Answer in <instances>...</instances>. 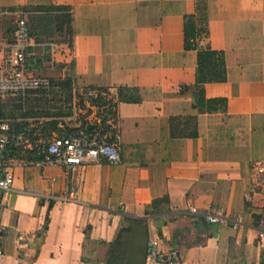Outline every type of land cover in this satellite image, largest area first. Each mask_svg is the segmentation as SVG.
I'll return each mask as SVG.
<instances>
[{"label":"crops","instance_id":"obj_1","mask_svg":"<svg viewBox=\"0 0 264 264\" xmlns=\"http://www.w3.org/2000/svg\"><path fill=\"white\" fill-rule=\"evenodd\" d=\"M196 1L0 0L3 15L71 8L72 43L50 45V62L73 64L74 89L117 93L122 156L119 164L86 167L72 201L55 199L75 180L69 169L14 167L12 191H0L4 264H166L171 250L179 264H264L257 238L264 188L253 173L264 163V0H201L209 46L224 54L227 70L225 83L204 86L206 99L226 100L225 112L202 115L180 92L196 81V53L184 50L182 30ZM12 41L1 36L0 47ZM121 89H135L139 104L122 101ZM187 116H197V137L172 139L170 118ZM214 212L240 225L201 218ZM155 238L160 258L148 263Z\"/></svg>","mask_w":264,"mask_h":264},{"label":"built area","instance_id":"obj_2","mask_svg":"<svg viewBox=\"0 0 264 264\" xmlns=\"http://www.w3.org/2000/svg\"><path fill=\"white\" fill-rule=\"evenodd\" d=\"M14 40L8 46L0 47V99H9L19 94L35 91H50L54 89L47 78L34 76L28 66V49L32 47V40L27 33V18L25 14L16 15ZM54 47V46H53ZM69 67L62 71L63 78L70 72ZM118 96L111 89H74L72 99L67 107L68 115L56 118L59 133H53L51 138L37 139L39 154L42 160L36 163L24 164L6 157V146L9 143V124L0 122V191L8 193L13 187V168L25 165H58L73 172L75 180L66 195L56 200L72 201L77 199L82 188V171L91 165L107 163L119 164L122 161L117 106ZM14 145H24L32 149L24 135L16 137ZM257 184L264 188V163H256L253 167ZM196 214V211L191 210ZM209 225L232 226L236 228L239 221L216 216V213L201 215ZM257 238L264 243V217L259 220ZM6 232L0 223V264H4V244ZM159 240L151 239L147 243L146 261L157 262ZM167 264H177V254L167 253Z\"/></svg>","mask_w":264,"mask_h":264},{"label":"trees","instance_id":"obj_3","mask_svg":"<svg viewBox=\"0 0 264 264\" xmlns=\"http://www.w3.org/2000/svg\"><path fill=\"white\" fill-rule=\"evenodd\" d=\"M3 12L11 14L20 12L27 15V33L34 44L33 48L28 49L30 54L28 70H31V67L41 66L42 59L50 61V45H71L72 43L74 32L70 7L25 6L4 9ZM182 30L184 50L196 53L197 65L195 66L196 81L194 86H182L180 92L191 94V104L198 115L225 112V99L208 100L204 94L205 85L225 83L227 78L224 54L213 51L209 46L208 3L206 1L195 2L194 13L184 17ZM38 46L44 48L42 51L45 55L42 57L39 55ZM55 66L59 72L65 68V65ZM68 67L70 74L66 78L56 81L49 79L54 88L50 91L40 90L19 94L9 98L7 102L0 99V122L9 124L7 158L24 164L42 160L39 146L36 144L38 137L47 139L51 138L53 133H59L55 119L68 115L65 105L71 101L74 78L73 64ZM119 92L122 101L139 104L140 100L135 89H121ZM38 118L47 119V121L33 126L26 122L27 119ZM169 131L172 139H195L197 137V116L170 118ZM21 134L25 139L27 138L32 149H26L23 147L24 145H14L16 137ZM166 201V199L154 201L152 206L157 210V207ZM170 252H175L178 256L177 251L171 250ZM176 261L179 264V258Z\"/></svg>","mask_w":264,"mask_h":264},{"label":"rangeland","instance_id":"obj_4","mask_svg":"<svg viewBox=\"0 0 264 264\" xmlns=\"http://www.w3.org/2000/svg\"><path fill=\"white\" fill-rule=\"evenodd\" d=\"M17 17L14 14L8 13L7 15L0 14V33L1 36L8 42L12 41L13 30L15 29ZM0 36V37H1ZM52 46V45H51ZM60 48L54 49V51H58ZM49 54L51 52L49 51ZM45 55L44 53L41 54V57ZM52 55H50L51 57ZM42 64L39 67H31L30 72L36 77H42L53 80H58L62 76V72L57 70V67L52 64V62H47L46 60L42 59ZM2 100V99H1ZM3 102H7L8 99L2 100Z\"/></svg>","mask_w":264,"mask_h":264}]
</instances>
